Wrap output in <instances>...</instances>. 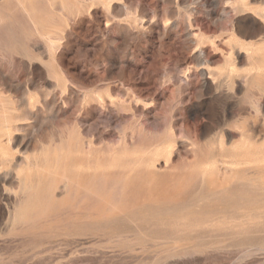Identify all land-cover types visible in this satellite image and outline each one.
Here are the masks:
<instances>
[{"label":"rangeland","instance_id":"rangeland-1","mask_svg":"<svg viewBox=\"0 0 264 264\" xmlns=\"http://www.w3.org/2000/svg\"><path fill=\"white\" fill-rule=\"evenodd\" d=\"M0 103V264H264V0H0Z\"/></svg>","mask_w":264,"mask_h":264},{"label":"bare ground","instance_id":"bare-ground-1","mask_svg":"<svg viewBox=\"0 0 264 264\" xmlns=\"http://www.w3.org/2000/svg\"><path fill=\"white\" fill-rule=\"evenodd\" d=\"M231 22V21H230ZM2 98V97H1ZM6 100V99H5ZM1 104V103H0ZM2 105V104H1ZM1 109H2V107H1ZM4 110V109H3ZM10 122H8V124H9ZM0 125H1V123H0ZM3 125H5V124H3ZM6 134V133H5ZM4 134V135H5ZM2 139V138H1ZM1 143V142H0ZM5 145V144H4ZM6 146H8V144H6ZM7 148V147H6ZM6 150V149H5ZM8 150H9V147H8ZM7 150V151H8ZM1 157V156H0ZM3 158V157H2ZM10 158V157H9ZM2 161V160H1ZM1 161H0V163H1ZM3 161H5V160H3ZM48 161V160H47ZM28 170H29V168H28ZM21 171V170H20ZM10 174V173H9ZM11 176V175H10Z\"/></svg>","mask_w":264,"mask_h":264}]
</instances>
